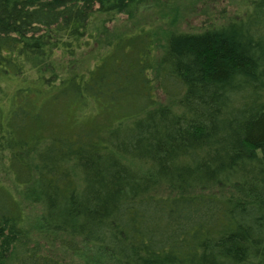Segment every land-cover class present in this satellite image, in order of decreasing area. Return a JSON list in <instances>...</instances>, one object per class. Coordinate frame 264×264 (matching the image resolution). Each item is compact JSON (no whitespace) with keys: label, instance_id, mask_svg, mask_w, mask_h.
<instances>
[{"label":"trees","instance_id":"1","mask_svg":"<svg viewBox=\"0 0 264 264\" xmlns=\"http://www.w3.org/2000/svg\"><path fill=\"white\" fill-rule=\"evenodd\" d=\"M243 1L179 31L173 0H0V264H264V0Z\"/></svg>","mask_w":264,"mask_h":264},{"label":"rangeland","instance_id":"2","mask_svg":"<svg viewBox=\"0 0 264 264\" xmlns=\"http://www.w3.org/2000/svg\"><path fill=\"white\" fill-rule=\"evenodd\" d=\"M174 6H177L179 17L173 22V26L179 31H192L194 29L203 28L212 21H223L232 19L238 14L243 7V0H173ZM152 7H146L144 12V21L147 24H153L159 16L156 13H150ZM169 14V20H172ZM176 15V14H175ZM177 17V16H176ZM119 20L118 22H124ZM158 26V25H157ZM115 28V27H114ZM165 28V25L164 27ZM160 53L157 54V58ZM86 65L90 62H86Z\"/></svg>","mask_w":264,"mask_h":264}]
</instances>
